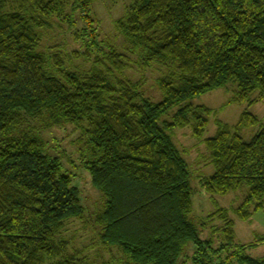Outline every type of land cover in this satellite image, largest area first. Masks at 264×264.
<instances>
[{
  "label": "trees",
  "instance_id": "trees-1",
  "mask_svg": "<svg viewBox=\"0 0 264 264\" xmlns=\"http://www.w3.org/2000/svg\"><path fill=\"white\" fill-rule=\"evenodd\" d=\"M94 2L0 0V264H93L60 239L86 209L42 136L70 127L104 197L95 215L99 244L117 248L120 264H264L247 253L264 237L238 244L229 210L199 224L191 218V173L172 137L191 127L202 140L212 110L191 101L229 84L238 88L232 103L264 101V0H135L115 23L122 48L100 38L87 13ZM57 20L82 41L81 54L41 50ZM73 56L84 69L71 68ZM134 64L144 74L165 72L157 81L162 102L126 76ZM260 123L246 111L235 126L217 121L216 134L202 141L215 172L201 186L219 196L246 188L232 210L241 221L264 210V128L249 142L241 136Z\"/></svg>",
  "mask_w": 264,
  "mask_h": 264
},
{
  "label": "rangeland",
  "instance_id": "rangeland-1",
  "mask_svg": "<svg viewBox=\"0 0 264 264\" xmlns=\"http://www.w3.org/2000/svg\"><path fill=\"white\" fill-rule=\"evenodd\" d=\"M134 1L95 0L91 9L87 10L88 15L96 20V29L103 41L116 43V46L123 47L124 39L116 32L115 23L125 15L128 7ZM76 18L81 29L86 26L80 19L79 13ZM44 35L41 50L59 51L65 55L72 54L74 50L80 52V54L83 52L81 48L82 41H76L72 37L68 25L63 23L62 20L55 21L53 28L44 32ZM73 59V61H70L73 66L71 68L84 69L85 63L83 60L74 58V56ZM164 74L165 72L156 68L150 69L144 74L139 66L134 64L126 76L134 82L143 81V94L154 103H160L163 101V95L158 90L157 81ZM237 91L236 85L229 84L225 88L214 90L191 101L195 106H205L212 110L209 126L202 140L193 137L191 127L175 130L172 137L175 145L187 161L191 173V186L193 189V213L191 218L199 224L205 217L215 213L218 209H227L231 212V217L235 221L236 242L245 246H252L258 238L264 237V210L254 213L250 221H241L232 214V210L243 203L248 190L244 188L238 192L219 196L210 195L201 186V179L210 177L215 172L213 166L206 160L208 152L202 141L216 134L217 121L235 126L246 111L257 116L261 120L260 125L244 129L241 132V136L246 142H249L264 128V101H260L253 106L232 103ZM254 96L256 97L257 94ZM31 124L39 126L35 122ZM42 136L48 144L49 153L60 157L67 172L73 176L74 185L79 189L82 205L86 209L84 219H74L66 223L60 239L68 243L70 253L80 252L93 264H120L121 253L117 248L108 252L103 250L99 244L98 233L100 229L95 225V215L102 211L104 197L93 187L89 173L82 167L78 151L80 148L78 143L80 133L71 127L54 128L42 131ZM198 229L203 240L209 239L211 233L209 228L199 226ZM194 251L195 246L191 244L185 252L186 254H193ZM247 253L253 258L264 257V243L249 249Z\"/></svg>",
  "mask_w": 264,
  "mask_h": 264
}]
</instances>
